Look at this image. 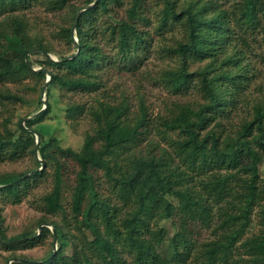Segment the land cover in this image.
I'll return each mask as SVG.
<instances>
[{"label": "trees", "instance_id": "16d2710c", "mask_svg": "<svg viewBox=\"0 0 264 264\" xmlns=\"http://www.w3.org/2000/svg\"><path fill=\"white\" fill-rule=\"evenodd\" d=\"M223 2L158 0L154 14L156 31L177 25L181 33L167 49L175 64L161 72L162 84L179 92L194 82L200 102L174 101L165 113L150 117L142 102L131 113L123 102L97 101L90 108L94 124L78 150L60 146L54 136L42 139L35 126L50 111L49 102L40 110L39 100L34 113L40 111L17 123V133L0 132V160H15L27 148L41 158H33L28 171L0 175L1 203L22 202L50 169V189L39 199L46 217L39 229L6 238L0 217L5 247L32 248L50 237V249L40 259L14 257L10 264H264V177L259 174L264 85L248 97L250 69L243 63L248 40L257 32L264 58V0H232L229 7ZM32 3L69 14V21L53 31L66 49L56 52L57 60L46 55L51 50L42 39L24 29L22 14ZM123 3L0 0V83L30 78L45 85L46 95L51 86L89 91L98 88L105 68L134 69L147 56L150 38L143 26L150 21L132 6L119 15ZM31 51L43 55L38 69L29 60ZM2 99L21 97L0 88ZM82 108L70 103L64 112L73 118ZM155 136L171 148V167ZM62 158L74 166L68 184ZM223 171L231 175L230 183L217 187ZM168 218L178 225L163 255L146 236ZM153 233L157 241L163 238L162 227Z\"/></svg>", "mask_w": 264, "mask_h": 264}, {"label": "rangeland", "instance_id": "374dc122", "mask_svg": "<svg viewBox=\"0 0 264 264\" xmlns=\"http://www.w3.org/2000/svg\"><path fill=\"white\" fill-rule=\"evenodd\" d=\"M157 1L124 0L123 6L117 11L119 15H124L126 8L132 6L138 15H144L150 21L148 26H143L149 32L148 53L132 70L105 68L106 70L99 74L100 85L98 88L89 91L65 92L51 86L48 89V95H46L44 91L45 85L43 86L41 82H34L30 78H26L21 82H1L0 88L2 90H9L11 93L19 95L21 99L16 101L0 100V132L3 133L4 129L7 128L17 133V123L22 124L23 118L30 117L36 111L39 106V100L41 101L40 109L44 107V103L46 105V102H49L51 105L50 111L35 126L40 131L42 139L46 140L49 136H54L60 146L78 150L85 133L94 124L90 108H95L97 101L112 105L123 102L128 106L131 113L137 110L138 102H142L150 117L165 113L174 101L193 104L200 102L201 94L194 82L179 92H172L160 80L161 72L175 64L167 49L181 37V33L177 25L162 31L155 30L154 14L160 7ZM72 2L78 5L81 0H72ZM231 2L232 0H224L223 3L225 7H229ZM22 15L23 20L26 22L24 29L28 35L42 39L51 50L46 55L53 60H57L56 52H64L66 49L61 40L53 37V31L57 30L58 25L63 21H69V14L59 13L58 11L51 12L43 4L32 3ZM2 18L1 16L0 19ZM248 41L250 46L245 51L243 63L247 64L250 69L247 72L250 80L245 92L248 97H254L258 95V85H264L262 35L257 32ZM28 56L34 69H38L42 65L43 55H40L39 52H30ZM198 64H201V62H197L191 67ZM46 80H48V76H46ZM70 103L83 106L81 112L76 113L73 118H69L64 112V106ZM234 117L235 115L232 114L231 119L235 121ZM226 126L230 128V122H227ZM38 139V134L34 133V142ZM153 140L159 143V147L166 149V161L171 167L174 163L171 148L166 146L156 136ZM35 152L32 154L27 148L15 160H0V175L32 169L35 166L33 158L41 160ZM62 159L65 162L66 170L64 179L68 184L72 181L74 166L70 163V160ZM49 172L50 169L47 170V175L42 178L22 202L17 204H3L0 202L1 226L6 238L32 230L37 227V223L41 219L46 218L39 208V199L50 189ZM259 174L264 177V159L259 165ZM96 176H99V174L97 173ZM230 178L231 175L223 171L221 178L215 184L217 187H224L230 183ZM177 187L179 188V186ZM181 187L184 188V185H181ZM62 194L64 200L69 198L67 186L63 188ZM158 224L159 226H152L146 238L150 240L158 252L164 255L168 237L172 235L178 224L175 218L161 220ZM158 227H162L164 232L160 241H157L153 233ZM255 228L256 225L253 221L250 230L253 231ZM52 245H54L53 242ZM50 246V237H47L42 244H36L32 248H28L24 244L7 248L0 242V264H10L15 259L14 257L21 256L30 259H40L50 249Z\"/></svg>", "mask_w": 264, "mask_h": 264}, {"label": "water", "instance_id": "95a60500", "mask_svg": "<svg viewBox=\"0 0 264 264\" xmlns=\"http://www.w3.org/2000/svg\"><path fill=\"white\" fill-rule=\"evenodd\" d=\"M90 5H91V4H88V5L84 6L83 8H86V7L90 6ZM83 8H82V9H83ZM82 9L78 10V11L75 13V15H74V19H73V23L75 22V19H76L77 15L79 14V12H80ZM31 52H36V51H31ZM46 81H47V80H46ZM44 107H45V103H44ZM44 107H43V108H44ZM43 108H41L40 110H42ZM40 110H39V111H40ZM39 111H37L36 113H34L32 116H34L35 114H37ZM32 116H30V117H32ZM30 117H25V118H23V120L29 119ZM34 133H35V132H34ZM35 142H36L35 146H37V145H38V140H36ZM35 150H36V147H35L34 151H35ZM52 233H54L53 228H52ZM0 241L3 242V243L8 242V241H3V240H1V238H0ZM11 242H12V241H11Z\"/></svg>", "mask_w": 264, "mask_h": 264}]
</instances>
